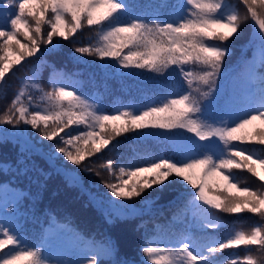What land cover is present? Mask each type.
I'll use <instances>...</instances> for the list:
<instances>
[{
    "label": "snow or ice",
    "instance_id": "6c2138e0",
    "mask_svg": "<svg viewBox=\"0 0 264 264\" xmlns=\"http://www.w3.org/2000/svg\"><path fill=\"white\" fill-rule=\"evenodd\" d=\"M241 2L247 6L243 17L235 9L230 10L226 0H174L160 5L170 9L167 18H161L158 13L138 11L129 0H7L10 14L0 25V84L7 82L6 74L15 66L40 53L41 45L50 46L45 51L55 54L60 41L71 38L75 43L78 31L91 28L95 30L96 43L75 47L74 53L97 56L107 67L146 69L161 74L178 70L189 90L173 89L162 100L152 101L146 107L117 108L107 114L75 88L70 89L62 75H54L50 77L51 91L33 84L43 93L41 100L49 105L46 111H30L21 102L25 95L21 91L0 118V124H24L31 129L43 125L45 139L52 141L58 137L43 155L50 164L59 156L77 166L62 173L73 187H81L82 182L78 174L72 175L71 180L68 174L90 171L87 165L80 168L85 158L108 148L124 133H135L139 139L159 135L172 140V156L119 167L120 182L106 185L109 199L91 197V203L108 217L109 223L123 222L137 214L135 208L118 201L142 198L149 191L165 195L175 185L183 189L177 199L186 192L187 203L205 213H251L264 220V174L258 170L264 169V148L252 150L242 146L253 141L264 146V127L248 130L257 120L264 124V76L253 93L256 103L244 108H237L232 98L221 103L218 88L224 60L231 54L230 43L239 36L246 20L254 21V28L258 25L260 62L264 66V0ZM72 58L77 59L75 55ZM186 65L196 66L199 71H187ZM49 122L54 130H50ZM70 125H86L89 130L75 136L65 133L69 137L65 139L59 133ZM80 141L86 147L77 146L74 151L65 147ZM0 143L9 141L0 139ZM113 166L109 160L108 168ZM235 170H246L255 177L258 187L253 190L242 186ZM22 199L18 198L17 205ZM13 211L20 215L18 206ZM17 225L15 216L8 222L0 219V264H73L46 256L42 244L29 246ZM218 226L208 216L202 217L198 225L201 229ZM240 246L264 248V224L249 233L239 231L203 250L188 238L171 248L145 243L141 251L150 264H214L216 253ZM93 247L96 251L88 256L86 264H135L122 255L121 242L113 236ZM232 264L237 262L233 260ZM246 264L256 261L248 257Z\"/></svg>",
    "mask_w": 264,
    "mask_h": 264
},
{
    "label": "trees",
    "instance_id": "16d2710c",
    "mask_svg": "<svg viewBox=\"0 0 264 264\" xmlns=\"http://www.w3.org/2000/svg\"><path fill=\"white\" fill-rule=\"evenodd\" d=\"M173 2L129 0L138 11L150 15L158 13L161 18H167L170 9L160 5ZM226 2L229 9H235L241 17L246 14L247 6L241 0ZM6 3L7 0H0V25L4 24L7 14H10ZM257 8L261 11L259 5ZM253 24L254 21L246 20L239 36L232 39L231 54L224 60L222 76L218 81L220 102L232 98L237 108L256 103L253 93L264 76V66L260 62L258 25L254 28ZM96 41L95 30L85 28L78 31L75 43L71 38L60 41L59 51L55 54L45 51L50 46L41 45L40 53L15 66L6 74L7 82L0 84V118L7 113L21 91L25 93L21 102L30 111H46L49 105L41 100L43 93L33 84L38 83L44 91H51L50 77L54 75H62L70 89L75 88L107 114H112L117 108L146 107L152 101L159 102L173 89L189 90L187 81L178 70L161 74L146 69L107 67L102 66L104 62L97 56L73 52L75 47H88ZM73 55L77 59H73ZM185 69L199 71V68L191 65H186ZM205 90L202 88V91ZM251 126L254 130L264 127V124L257 120ZM49 128L54 130L51 122ZM86 130H89L86 125H70L59 135L70 133L75 136ZM68 138L65 136V139ZM0 139L9 141L0 143V219L8 222L15 216L26 243L29 246L42 244L46 249L44 254L56 260L72 261L73 264L82 261L86 264L88 256L96 251L93 246L113 236L120 240L125 258L135 264H150V260L141 251L145 243L171 248L191 238L203 250L205 246L215 245L239 231L249 233L254 227L264 224L258 214L234 215L215 210L205 213L194 208L187 203L186 192L177 199V195L183 191L179 185L173 186L165 195L149 191L142 198L118 201L135 208L137 214L123 222L109 223L108 217L91 203V197L103 198L105 201L109 199L110 190L106 185L120 182L117 179L121 175L119 167L144 164L148 158L172 156L174 142L159 135L139 139L135 133H124L112 141L108 148L86 157L80 168L87 165L90 171L78 170V173L68 174L69 180L73 178L72 175L78 174L81 187L69 186L62 174L64 170L76 169L77 166L59 156L50 164L44 157L43 154L51 150L58 137L52 141L45 139L43 125L31 129L24 124L16 127L0 124ZM77 146L86 147L82 141L65 145L73 151ZM242 146L252 150L264 148L254 141ZM109 160L114 165L111 169L108 168ZM258 170L264 174V169L258 167ZM235 174L242 186L247 185L253 190L258 187L255 177L246 170H235ZM19 197L23 199L17 205ZM14 206H18L19 216L14 213ZM205 216L219 226L216 229L199 228L200 219ZM248 257H252L256 264H264V248L240 246L216 253L213 260L214 264H232L233 260L237 264H246Z\"/></svg>",
    "mask_w": 264,
    "mask_h": 264
},
{
    "label": "rangeland",
    "instance_id": "374dc122",
    "mask_svg": "<svg viewBox=\"0 0 264 264\" xmlns=\"http://www.w3.org/2000/svg\"><path fill=\"white\" fill-rule=\"evenodd\" d=\"M251 128H252V126L250 125L249 128H248V130L251 131L252 130Z\"/></svg>",
    "mask_w": 264,
    "mask_h": 264
}]
</instances>
